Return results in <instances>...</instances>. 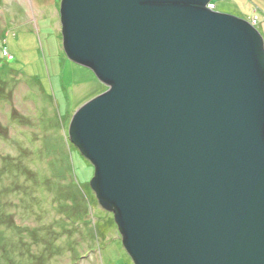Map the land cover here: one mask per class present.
<instances>
[{
	"label": "water",
	"instance_id": "95a60500",
	"mask_svg": "<svg viewBox=\"0 0 264 264\" xmlns=\"http://www.w3.org/2000/svg\"><path fill=\"white\" fill-rule=\"evenodd\" d=\"M210 0H61L107 90L73 114L134 264H264V44Z\"/></svg>",
	"mask_w": 264,
	"mask_h": 264
},
{
	"label": "rangeland",
	"instance_id": "374dc122",
	"mask_svg": "<svg viewBox=\"0 0 264 264\" xmlns=\"http://www.w3.org/2000/svg\"><path fill=\"white\" fill-rule=\"evenodd\" d=\"M263 38L264 0H211ZM61 0H0V264H134L94 166L69 138L74 112L105 92L63 50Z\"/></svg>",
	"mask_w": 264,
	"mask_h": 264
},
{
	"label": "built area",
	"instance_id": "2783aa9c",
	"mask_svg": "<svg viewBox=\"0 0 264 264\" xmlns=\"http://www.w3.org/2000/svg\"><path fill=\"white\" fill-rule=\"evenodd\" d=\"M207 7H208L209 9H211V10H214V8H215V6L212 5V4H208ZM250 23L256 24V23H257V17H256V16H255V17H252V18L250 19Z\"/></svg>",
	"mask_w": 264,
	"mask_h": 264
},
{
	"label": "crops",
	"instance_id": "0c3cea01",
	"mask_svg": "<svg viewBox=\"0 0 264 264\" xmlns=\"http://www.w3.org/2000/svg\"><path fill=\"white\" fill-rule=\"evenodd\" d=\"M214 10H216V6H215V9ZM255 17V16H254ZM257 17V16H256ZM257 24H258V19H257ZM263 29H264V27H263Z\"/></svg>",
	"mask_w": 264,
	"mask_h": 264
},
{
	"label": "bare ground",
	"instance_id": "6f19581e",
	"mask_svg": "<svg viewBox=\"0 0 264 264\" xmlns=\"http://www.w3.org/2000/svg\"><path fill=\"white\" fill-rule=\"evenodd\" d=\"M211 1V0H210ZM214 6H215V4H213ZM215 9V8H214ZM215 11V10H214ZM246 21H248L249 23H250V21L249 20H246ZM251 24V23H250Z\"/></svg>",
	"mask_w": 264,
	"mask_h": 264
},
{
	"label": "trees",
	"instance_id": "16d2710c",
	"mask_svg": "<svg viewBox=\"0 0 264 264\" xmlns=\"http://www.w3.org/2000/svg\"><path fill=\"white\" fill-rule=\"evenodd\" d=\"M209 4H212L213 5L214 3L212 1H210Z\"/></svg>",
	"mask_w": 264,
	"mask_h": 264
}]
</instances>
